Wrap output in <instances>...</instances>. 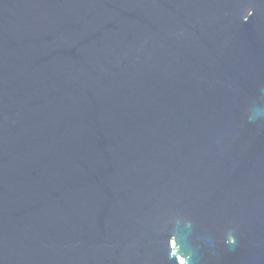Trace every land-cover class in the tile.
<instances>
[{"label": "water", "instance_id": "95a60500", "mask_svg": "<svg viewBox=\"0 0 264 264\" xmlns=\"http://www.w3.org/2000/svg\"><path fill=\"white\" fill-rule=\"evenodd\" d=\"M0 264H264V0H0Z\"/></svg>", "mask_w": 264, "mask_h": 264}]
</instances>
